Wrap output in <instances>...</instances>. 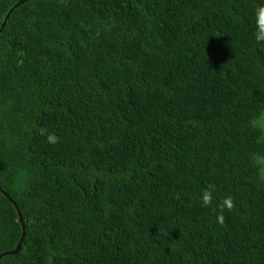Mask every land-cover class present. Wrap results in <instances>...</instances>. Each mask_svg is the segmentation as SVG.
<instances>
[{"label":"trees","instance_id":"obj_1","mask_svg":"<svg viewBox=\"0 0 264 264\" xmlns=\"http://www.w3.org/2000/svg\"><path fill=\"white\" fill-rule=\"evenodd\" d=\"M260 8L0 0V264H264Z\"/></svg>","mask_w":264,"mask_h":264},{"label":"clouds","instance_id":"obj_2","mask_svg":"<svg viewBox=\"0 0 264 264\" xmlns=\"http://www.w3.org/2000/svg\"><path fill=\"white\" fill-rule=\"evenodd\" d=\"M256 23H257V26H258V31L256 33V40L257 41H264V8H260L257 10V13H256ZM48 142L51 143V144H55L58 142V137H56L54 134H49L48 135ZM202 203L207 206L211 203L212 201V193L211 191H205L203 194H202ZM225 207L231 209L232 207V202H231V199H227L224 201V205ZM218 221L220 223H223V216H218Z\"/></svg>","mask_w":264,"mask_h":264},{"label":"water","instance_id":"obj_3","mask_svg":"<svg viewBox=\"0 0 264 264\" xmlns=\"http://www.w3.org/2000/svg\"><path fill=\"white\" fill-rule=\"evenodd\" d=\"M22 2H23V1H20L19 3L21 4ZM15 6H17V4H15L14 7H15ZM10 11H11V10L8 11L6 17L4 18V20H3V22H2V24H1V26H0V31L2 30L3 26L5 25V22H6V20H7L8 16H9V14H10ZM0 193H1L2 195H4L5 198H6V199H7V200L13 205V207L15 208V210H16V212H17V215H18V222L20 223V225H21V229H22V236H21V238L19 239L18 244L16 245V247L14 248V250L1 253V254H0V258H1V257H3V256H6V255H15V254L20 250V244H21V242H22V239H23V236H24V233H25V227H24V225H23L22 217H21V213H20V211L18 210V207H17L16 203H15L14 201H12L11 198H10L9 196H7V195L1 190V188H0Z\"/></svg>","mask_w":264,"mask_h":264}]
</instances>
